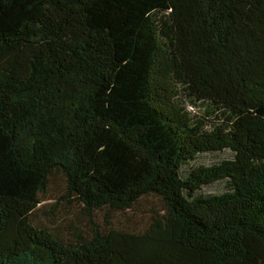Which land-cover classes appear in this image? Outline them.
Wrapping results in <instances>:
<instances>
[{
  "label": "trees",
  "instance_id": "16d2710c",
  "mask_svg": "<svg viewBox=\"0 0 264 264\" xmlns=\"http://www.w3.org/2000/svg\"><path fill=\"white\" fill-rule=\"evenodd\" d=\"M0 264H264V0H0Z\"/></svg>",
  "mask_w": 264,
  "mask_h": 264
},
{
  "label": "rangeland",
  "instance_id": "374dc122",
  "mask_svg": "<svg viewBox=\"0 0 264 264\" xmlns=\"http://www.w3.org/2000/svg\"><path fill=\"white\" fill-rule=\"evenodd\" d=\"M192 114H203L202 106H187ZM232 157L230 150H223L220 152H207L199 154L194 160L184 165L181 169L183 174L190 171L191 168L199 165L209 166L217 164L222 160H226ZM60 187L54 185L47 193L43 201L42 212H37L33 215L32 220L34 225H44L51 228H55L60 232L66 239L70 236L69 230L75 224L81 227L77 221V210L73 206H69L66 203H61L52 214L48 215L51 206L57 201L58 195H61ZM227 189L226 181H218L212 184L204 185L199 193L202 194H214L221 193ZM159 203L153 198L142 199L135 207L133 211H126L125 213H113L111 222L117 227H127L130 229H142L147 225L149 221V212L151 208H158ZM97 222L100 225L104 224L107 220L104 212L97 213Z\"/></svg>",
  "mask_w": 264,
  "mask_h": 264
}]
</instances>
